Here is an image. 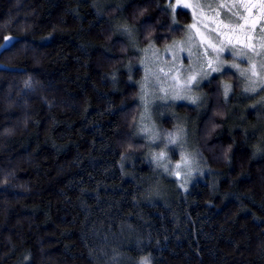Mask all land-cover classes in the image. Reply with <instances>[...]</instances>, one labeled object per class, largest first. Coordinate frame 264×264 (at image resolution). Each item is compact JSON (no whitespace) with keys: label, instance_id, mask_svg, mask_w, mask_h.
<instances>
[{"label":"trees","instance_id":"16d2710c","mask_svg":"<svg viewBox=\"0 0 264 264\" xmlns=\"http://www.w3.org/2000/svg\"><path fill=\"white\" fill-rule=\"evenodd\" d=\"M170 3L0 0V264H264V108L235 104L236 74L172 107L203 181L162 176L135 134L138 52L192 20Z\"/></svg>","mask_w":264,"mask_h":264},{"label":"rangeland","instance_id":"374dc122","mask_svg":"<svg viewBox=\"0 0 264 264\" xmlns=\"http://www.w3.org/2000/svg\"><path fill=\"white\" fill-rule=\"evenodd\" d=\"M185 3L190 6L183 7ZM234 3L256 7L250 12L246 8L232 9L239 11L244 19L232 15L228 7H219L220 4L231 6ZM169 5L188 10L192 20L186 25L180 38L163 47L152 45L138 52L142 72L137 81L140 110L135 123V134L151 146V162L158 172L168 180H174L181 189L187 190L191 185L203 181L205 172L201 166L202 161L198 158L199 154L195 151L193 153L185 143L190 134L185 118L178 121L172 107L178 103L197 107L203 101L202 86L207 80L219 73L233 72L240 83L235 104L250 112L264 108V91H244L251 71L241 75V70L250 69L255 63L257 72L264 76V9L260 7V0H171ZM169 8L173 12V8ZM238 23L245 27L237 28ZM246 45H253L255 51ZM221 46H225V51L219 53L223 63L216 62L213 66H220L223 71L211 72L209 61H215L217 49ZM237 50L244 55H232ZM233 62L239 64L240 68L228 67ZM193 76L195 79L190 82ZM220 84L223 95L225 86H229L228 96L226 98L224 95V98L230 100L234 95L233 83L223 80ZM214 108L211 110L213 116L219 113ZM154 112L159 116L170 114L177 125L169 128L162 126L156 120ZM170 136L176 138V143L169 142ZM161 151L166 153L165 159L155 160L153 157ZM177 164L180 165L179 168L176 167ZM176 172L180 175L177 176Z\"/></svg>","mask_w":264,"mask_h":264},{"label":"snow or ice","instance_id":"6c2138e0","mask_svg":"<svg viewBox=\"0 0 264 264\" xmlns=\"http://www.w3.org/2000/svg\"><path fill=\"white\" fill-rule=\"evenodd\" d=\"M182 6L186 8V7H189L190 5L185 3ZM169 7L173 8V12L174 13L176 12L177 9H176L175 6L169 5ZM219 7L220 8L228 7L229 11H232V9H235V8H246L250 12L252 8L256 7V5L248 6V5H245V4L234 3L231 6H228V5H225V4H220ZM260 7L262 9H264V0H260ZM217 15H219V13H217ZM232 15L238 17L239 19H244V17L241 15V13L239 11H232ZM236 27L240 28V29H243L245 27V25L238 23L236 25ZM262 30H264V29H262ZM13 39L14 38H12V37H5L6 43L3 44V45H0V47H2V48L9 47V45L12 43ZM262 46H264V45H262ZM246 47H249V48H251V50L255 51V47L253 45H246ZM224 51H225V46H221L219 49H217L218 54H217V56L215 58V61H209V68L211 69V72H222L223 71V69L220 66H213V64L216 63V62L223 63V61H220L219 53H223ZM232 55L237 56V57H242L244 55V53L242 51L237 50V51L233 52ZM257 55H259V53H257ZM228 67L235 68V69H239L240 68L239 64H237L235 62H233L232 64L228 65ZM248 71H251V76L247 77L248 86L245 87L244 91L246 93H255V92H257L258 89L264 91V76H261L257 72L256 64L253 63L251 65L250 69L241 70V75L242 76L246 75V73ZM194 79H195V76L191 77L190 78V82H191V80H194ZM229 91H230V88H229V86L226 85L225 89H224V95H225L226 98L228 96V92ZM145 131H148V130L145 129ZM169 142L170 143H176V138L173 137V136H170L169 137ZM165 156H166V153L161 151L160 153L156 154L153 158L155 160L162 161V160L165 159ZM182 160H184L185 163L187 162L184 157H182ZM176 167L179 168L180 165L177 164ZM165 170H167V168ZM176 175L179 176L180 173L176 172ZM141 264H148V258L145 257L142 260Z\"/></svg>","mask_w":264,"mask_h":264}]
</instances>
